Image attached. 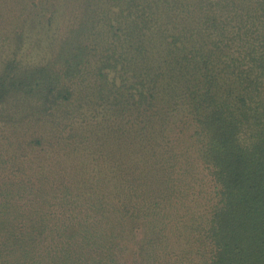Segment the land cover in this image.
I'll return each instance as SVG.
<instances>
[{"label": "trees", "instance_id": "obj_1", "mask_svg": "<svg viewBox=\"0 0 264 264\" xmlns=\"http://www.w3.org/2000/svg\"><path fill=\"white\" fill-rule=\"evenodd\" d=\"M16 4L0 264H264V0Z\"/></svg>", "mask_w": 264, "mask_h": 264}, {"label": "rangeland", "instance_id": "obj_2", "mask_svg": "<svg viewBox=\"0 0 264 264\" xmlns=\"http://www.w3.org/2000/svg\"><path fill=\"white\" fill-rule=\"evenodd\" d=\"M16 1H18V0H4V2H0V16L3 17L5 15L7 18L14 16L16 14L15 11L17 10V8L19 6V4H16ZM4 24H5L4 20H2V21L0 20V31L2 33H4V31H5V30H2L4 28L8 29L9 31L12 30V28L7 27L8 23L6 25H4ZM3 39H4V35L0 39V47L2 46V48H1L2 51H4L3 50V45H4ZM11 44H15V40L7 42V45H11ZM6 56H8V55H3L0 53V71L3 69L2 64H1L2 58L6 57Z\"/></svg>", "mask_w": 264, "mask_h": 264}]
</instances>
